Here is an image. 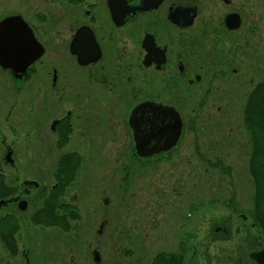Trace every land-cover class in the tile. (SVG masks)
I'll return each mask as SVG.
<instances>
[{
	"label": "flooded vegetation",
	"instance_id": "obj_1",
	"mask_svg": "<svg viewBox=\"0 0 264 264\" xmlns=\"http://www.w3.org/2000/svg\"><path fill=\"white\" fill-rule=\"evenodd\" d=\"M24 3L22 13L26 17L17 14L31 28L43 51L23 73L14 75L0 67L9 73L15 87L12 105L0 115V264H55L54 230L69 233L72 222L82 217L68 192L79 174L82 163L79 149L85 150V140L106 134L113 137L121 125L131 141L130 154L142 162L169 157L181 143L183 119L179 108L183 92L196 89L203 79L197 59L190 56L196 43L192 27L199 3L197 0L17 2L18 6ZM179 6L181 9L176 10ZM183 6L195 7L196 13L190 20ZM174 9L173 20L170 14ZM232 12L240 15L237 11L227 14ZM227 14L220 27L227 32L238 30L241 21L236 29L226 27ZM65 56L77 65L76 82L71 81L67 67L59 61ZM89 107L95 110L88 116ZM138 107L144 110L131 123V115ZM118 108L124 113L120 115ZM163 108L177 111L182 120L176 143L159 152L136 147V132L138 136L142 129L149 132L151 122L160 118ZM74 138L79 149H66ZM89 150L97 153V147L90 146ZM69 154L78 156L77 160L68 159L61 166V157ZM24 155L28 158L23 159ZM61 168L64 173L59 179L56 173ZM71 169L75 176L70 181ZM71 210L76 215L74 219ZM238 218L241 225L235 227L230 215L210 218L208 242L230 241L235 233L240 236V244L231 264H264L262 228L253 221L248 225L245 214H239ZM55 219L59 221L54 225ZM163 229L165 235L167 226ZM250 229H254L255 235ZM115 238L118 240L117 233ZM197 240L195 230L184 229L175 250H161L153 258L162 252L165 264H184L185 258L192 260L197 254ZM207 247L202 256L204 264H211ZM95 248L91 252L89 249L88 255L96 264H104L105 250L101 253ZM133 255L126 250L127 264ZM61 256L63 264H75L71 259L74 256L65 253Z\"/></svg>",
	"mask_w": 264,
	"mask_h": 264
},
{
	"label": "rangeland",
	"instance_id": "obj_2",
	"mask_svg": "<svg viewBox=\"0 0 264 264\" xmlns=\"http://www.w3.org/2000/svg\"><path fill=\"white\" fill-rule=\"evenodd\" d=\"M197 1L192 27L196 43L190 56L197 59L203 79L196 89L183 92L181 143L169 157L142 162L130 154L131 141L121 125L113 137L85 140V150L78 148L76 138L70 141L66 149L82 151V163L68 197L82 217L72 222L69 233L54 230L55 264H63L62 253L74 256L75 264H96L87 253L95 247L101 253L105 250L104 264H127V249L134 254L130 264H148L157 252L175 250L184 229L195 230L199 244L195 257L185 258L184 264H204L206 246L211 264L235 260L240 236L233 233L230 241L208 242L206 233L212 217L230 215L233 227L241 225V213L248 217V225L252 221L251 142L242 111L251 88L264 80V0ZM17 2L0 0V19L25 13V3ZM229 11L242 17L234 32L219 25ZM59 61L76 82L77 65L67 56ZM14 96L13 79L0 69V115ZM94 110L89 107L87 115ZM102 130L105 133L106 126ZM90 146L97 147L98 154ZM250 233L255 235L254 229Z\"/></svg>",
	"mask_w": 264,
	"mask_h": 264
},
{
	"label": "water",
	"instance_id": "obj_3",
	"mask_svg": "<svg viewBox=\"0 0 264 264\" xmlns=\"http://www.w3.org/2000/svg\"><path fill=\"white\" fill-rule=\"evenodd\" d=\"M181 6L176 8L180 10ZM175 9L170 16L174 20ZM183 12H186L188 20L192 18L195 13L194 6H183ZM173 13V14H172ZM240 15L236 12L227 14L225 18L226 27L228 29H236L240 26ZM189 22V21H188ZM42 47L35 39L31 28L28 26L22 16L18 14L6 15L0 19V67L9 70L14 75L25 72L26 68L42 53ZM76 52V51H75ZM81 64L84 63L80 59ZM144 109L136 108L131 115V123L136 114H141ZM160 118L153 120L150 124L149 132L147 130H140V135L135 136L136 147L142 149L147 147L149 152H159L170 148L178 140L182 120L177 111L171 108H163L159 112ZM142 120L141 115H137Z\"/></svg>",
	"mask_w": 264,
	"mask_h": 264
},
{
	"label": "trees",
	"instance_id": "obj_4",
	"mask_svg": "<svg viewBox=\"0 0 264 264\" xmlns=\"http://www.w3.org/2000/svg\"><path fill=\"white\" fill-rule=\"evenodd\" d=\"M243 123L249 134L251 142V152L249 156L248 169L253 183L254 193L252 196V221L263 230L264 234V80L257 82L247 94L245 105L243 106ZM78 156L69 154L61 157V166L68 159L70 162L77 160ZM64 173L63 168L57 171L58 178ZM74 170L69 171V180H73ZM71 218H76L73 210L70 211ZM57 219L53 224H58ZM38 222H41L39 219ZM164 253H158L151 264H165Z\"/></svg>",
	"mask_w": 264,
	"mask_h": 264
}]
</instances>
